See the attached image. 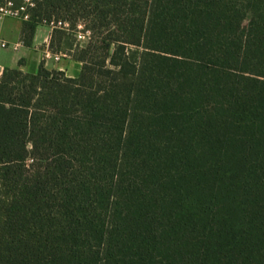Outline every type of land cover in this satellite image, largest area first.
<instances>
[{"label":"trees","instance_id":"1","mask_svg":"<svg viewBox=\"0 0 264 264\" xmlns=\"http://www.w3.org/2000/svg\"><path fill=\"white\" fill-rule=\"evenodd\" d=\"M32 3L82 70L0 76V264H264V0Z\"/></svg>","mask_w":264,"mask_h":264},{"label":"crops","instance_id":"2","mask_svg":"<svg viewBox=\"0 0 264 264\" xmlns=\"http://www.w3.org/2000/svg\"><path fill=\"white\" fill-rule=\"evenodd\" d=\"M24 20L13 17H0V48L11 47L15 52L10 60L0 59V76L5 68L20 69L27 73H36L41 64L48 70L64 72L68 78L79 77L82 64L70 56L54 54L50 50L53 28L42 24L38 26L33 45L27 47L22 41V27ZM5 45V47H3ZM61 55L60 60L55 56Z\"/></svg>","mask_w":264,"mask_h":264},{"label":"built area","instance_id":"3","mask_svg":"<svg viewBox=\"0 0 264 264\" xmlns=\"http://www.w3.org/2000/svg\"><path fill=\"white\" fill-rule=\"evenodd\" d=\"M26 1L25 5L21 6L18 9L14 8V3L12 1H7L5 4L0 5V17H13V18H18L22 20H27L29 18L28 15H26L27 11V6H33L32 0H24ZM49 26L54 28V23H50ZM5 47V45H3ZM56 60L61 59V55H56L55 56Z\"/></svg>","mask_w":264,"mask_h":264},{"label":"rangeland","instance_id":"4","mask_svg":"<svg viewBox=\"0 0 264 264\" xmlns=\"http://www.w3.org/2000/svg\"><path fill=\"white\" fill-rule=\"evenodd\" d=\"M25 3H26V1H24L22 5H25ZM81 29H82V27L79 28V31H81ZM78 40L81 43H84L87 39L85 38V36L82 33H79L78 34ZM14 54H15V52L13 51V49L11 47H8V49L0 48V59H4V60L8 61L14 56Z\"/></svg>","mask_w":264,"mask_h":264}]
</instances>
